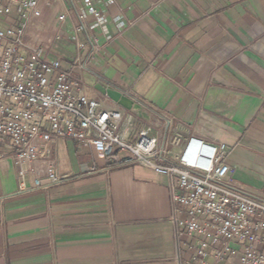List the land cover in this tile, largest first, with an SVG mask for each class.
I'll list each match as a JSON object with an SVG mask.
<instances>
[{
  "label": "crops",
  "instance_id": "0c3cea01",
  "mask_svg": "<svg viewBox=\"0 0 264 264\" xmlns=\"http://www.w3.org/2000/svg\"><path fill=\"white\" fill-rule=\"evenodd\" d=\"M45 1L25 42H41L48 59L61 57L102 107L121 109L119 133L134 141L152 123L156 135L168 127L184 140L225 142L232 184L264 199V0H94L112 37L90 29L100 47L93 52L85 33L83 49L68 37L77 23L73 10L58 22L68 5ZM115 15L129 23L121 34ZM101 87L127 95L131 108ZM49 146L57 172L68 176L46 187L34 185L30 173V188L20 189L16 166L0 160V264H187L197 237L176 232L167 175L141 163L110 166L72 138ZM181 149L173 147L169 158ZM34 166L46 181L43 162ZM204 264L239 259L211 253Z\"/></svg>",
  "mask_w": 264,
  "mask_h": 264
},
{
  "label": "built area",
  "instance_id": "2783aa9c",
  "mask_svg": "<svg viewBox=\"0 0 264 264\" xmlns=\"http://www.w3.org/2000/svg\"><path fill=\"white\" fill-rule=\"evenodd\" d=\"M53 1L69 6L58 13V22L68 18V9L73 10L77 23L68 37L77 49L86 45L79 32L87 35L91 52L100 47L90 29L100 28V37L111 39L108 19L94 0H81V8L75 0L45 3ZM104 3L111 5L115 0ZM40 15L41 0H0V160L8 159L16 166L18 187L30 188V173L34 185L43 187L68 176L57 172L49 143L72 138L89 144L94 158L107 160L110 166L141 163L170 178L176 232L197 237L187 264H204L211 253L216 259L227 253L237 255L239 264H264V199L232 184L227 160L230 146L195 137L184 140L168 127L156 135L152 123L128 141L118 132L124 118L121 109L102 107L82 89L80 78L62 68L61 57L48 59L41 42H25L28 26ZM89 18L93 19L90 23ZM113 22L119 34L129 24L120 15ZM75 63L85 65L79 59ZM129 129L127 121L125 133ZM181 145V152L169 158L171 149ZM35 161L43 162L46 181ZM220 241L223 247L216 248ZM230 242L238 247L230 248Z\"/></svg>",
  "mask_w": 264,
  "mask_h": 264
},
{
  "label": "water",
  "instance_id": "95a60500",
  "mask_svg": "<svg viewBox=\"0 0 264 264\" xmlns=\"http://www.w3.org/2000/svg\"><path fill=\"white\" fill-rule=\"evenodd\" d=\"M100 90L102 91V93L108 95L111 99L118 102L125 108H131L133 102L132 99L129 98L127 95L123 94L121 91L112 87H101Z\"/></svg>",
  "mask_w": 264,
  "mask_h": 264
},
{
  "label": "rangeland",
  "instance_id": "374dc122",
  "mask_svg": "<svg viewBox=\"0 0 264 264\" xmlns=\"http://www.w3.org/2000/svg\"><path fill=\"white\" fill-rule=\"evenodd\" d=\"M124 151H121V153L123 154Z\"/></svg>",
  "mask_w": 264,
  "mask_h": 264
}]
</instances>
